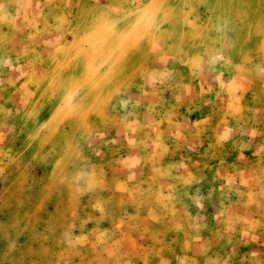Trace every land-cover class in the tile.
<instances>
[{
    "label": "rangeland",
    "instance_id": "374dc122",
    "mask_svg": "<svg viewBox=\"0 0 264 264\" xmlns=\"http://www.w3.org/2000/svg\"><path fill=\"white\" fill-rule=\"evenodd\" d=\"M0 264H264V0H0Z\"/></svg>",
    "mask_w": 264,
    "mask_h": 264
}]
</instances>
